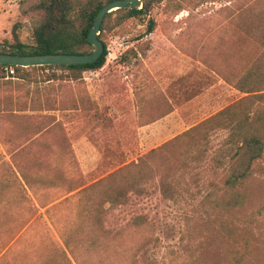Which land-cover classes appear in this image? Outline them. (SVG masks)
<instances>
[{"label": "rangeland", "instance_id": "rangeland-1", "mask_svg": "<svg viewBox=\"0 0 264 264\" xmlns=\"http://www.w3.org/2000/svg\"><path fill=\"white\" fill-rule=\"evenodd\" d=\"M256 10L264 11V0H162L149 13L150 34L136 38L145 24L135 18L103 33L108 54L98 70L78 79L55 68L0 73V143H14L0 150V264L50 253L70 216L65 198L245 95L219 70ZM37 19L26 2L0 0V42H11L16 28L30 43ZM223 135L210 138L211 148L183 176L176 200L156 192L111 216L119 224L142 212L153 222L158 243L137 264H232L229 229L238 237L243 227L258 239L243 264L264 261V156L239 189L241 205L226 211L207 201L209 193L221 200L226 171L212 168L211 158Z\"/></svg>", "mask_w": 264, "mask_h": 264}, {"label": "trees", "instance_id": "trees-1", "mask_svg": "<svg viewBox=\"0 0 264 264\" xmlns=\"http://www.w3.org/2000/svg\"><path fill=\"white\" fill-rule=\"evenodd\" d=\"M20 1L26 2L38 15L31 42L21 41L16 28H13L12 41L0 42V52L89 53L93 46L86 35L99 9L111 0ZM161 1L143 0L140 8H119L106 13L98 34L104 50L93 63L14 66L15 73L19 70L55 68L67 70L71 79H78L85 70H98L105 64L108 54L103 33L113 25L135 18L145 24L144 31L136 38L150 34L155 28V20L149 13ZM113 13L117 17L110 24ZM246 21L249 25L244 36L231 43L228 63L223 70H219L225 82L245 95L150 149L136 161L126 163L70 194L63 200L71 204L70 216L61 227L60 237L53 249L26 264H137V256L149 244L156 246L158 243V238L152 235L153 222L142 212L130 213L119 224H113L111 216L135 200L156 192L163 200H176L183 176L189 169L200 167V162L211 148L210 138L217 132L224 135L211 158V167L224 169L226 175L218 187L221 200L216 194L209 193L207 201L226 211L244 202L245 193L239 189L254 176L256 166L264 156V11L256 10ZM58 204L53 208L58 209ZM241 230L236 237L229 229L228 237L232 242L228 256L232 264H243L250 255L249 248L254 240L258 242L251 228L243 227ZM240 246L242 250L237 251Z\"/></svg>", "mask_w": 264, "mask_h": 264}, {"label": "water", "instance_id": "water-1", "mask_svg": "<svg viewBox=\"0 0 264 264\" xmlns=\"http://www.w3.org/2000/svg\"><path fill=\"white\" fill-rule=\"evenodd\" d=\"M143 0H111L104 4L95 16L86 39L93 46L92 51L84 54L73 53H46V54H14L0 52V64L19 67L43 65H82L95 62L104 50L103 43L98 38L100 24L106 13L119 8L137 9L142 6Z\"/></svg>", "mask_w": 264, "mask_h": 264}, {"label": "built area", "instance_id": "built-area-1", "mask_svg": "<svg viewBox=\"0 0 264 264\" xmlns=\"http://www.w3.org/2000/svg\"><path fill=\"white\" fill-rule=\"evenodd\" d=\"M0 73H4L6 76H13L15 68L12 65L2 64L0 65Z\"/></svg>", "mask_w": 264, "mask_h": 264}, {"label": "crops", "instance_id": "crops-1", "mask_svg": "<svg viewBox=\"0 0 264 264\" xmlns=\"http://www.w3.org/2000/svg\"><path fill=\"white\" fill-rule=\"evenodd\" d=\"M4 145V146H3ZM3 145H2V143H0V150L3 152V153H5V150L4 149H6V148H9V149H13L14 148V143H13V141H10V140H5L4 142H3ZM6 147V148H5ZM8 157V156H7Z\"/></svg>", "mask_w": 264, "mask_h": 264}]
</instances>
